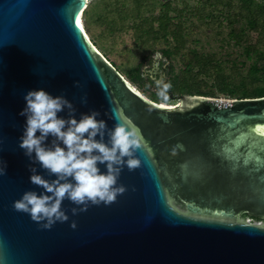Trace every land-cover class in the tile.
<instances>
[{"label":"water","instance_id":"1","mask_svg":"<svg viewBox=\"0 0 264 264\" xmlns=\"http://www.w3.org/2000/svg\"><path fill=\"white\" fill-rule=\"evenodd\" d=\"M87 1L0 0V264H264V221L242 218L264 219V96L177 94L158 107L77 23ZM41 89L72 102L77 120L95 110L112 129L121 117L143 138L116 202L73 215L66 199L70 219L51 229L13 208L44 191L19 147L24 96Z\"/></svg>","mask_w":264,"mask_h":264},{"label":"rangeland","instance_id":"2","mask_svg":"<svg viewBox=\"0 0 264 264\" xmlns=\"http://www.w3.org/2000/svg\"><path fill=\"white\" fill-rule=\"evenodd\" d=\"M142 1L138 6L136 0H89L82 12L83 22L98 50L142 93L156 101L157 92L150 79L140 85L132 80V75L140 71L151 73L164 60H167V76L176 95L199 92L226 99L239 98L240 90L230 97L219 90V85L223 80L235 86L240 84L257 56L255 52L248 53L246 45L255 44L264 53V32L250 29L246 19L237 20L240 16L237 0H232L231 7L226 3L228 0ZM166 11L171 17L170 28L159 31L153 16ZM151 23L153 28L147 33ZM179 23L184 44L177 50L179 44L173 29ZM233 27H246L240 42L231 36ZM163 50H168L170 55ZM156 52L164 59L154 60ZM263 83L254 81V84ZM177 101L172 98L168 104Z\"/></svg>","mask_w":264,"mask_h":264},{"label":"clouds","instance_id":"3","mask_svg":"<svg viewBox=\"0 0 264 264\" xmlns=\"http://www.w3.org/2000/svg\"><path fill=\"white\" fill-rule=\"evenodd\" d=\"M153 59L164 58L156 52ZM164 63L167 64V60ZM155 84L157 106L164 108L170 100L172 85L163 77L155 79ZM24 99L26 107L20 115L26 116V124L19 147L31 161L30 182L44 191H26L21 199L14 201V210L30 214L32 221L39 223L41 228L51 229L57 222L70 219L62 207L66 199L78 206L71 209L73 215L86 212L90 205L116 202L118 195L127 190L123 185L117 186L124 166L130 171L141 167V160L135 156L143 146L138 130L121 117L122 122L109 129L104 120L97 119L100 113L95 110L77 120L72 102L64 96L53 97L43 89L29 91ZM83 102H87L86 97ZM65 109L67 119L58 116ZM49 136L53 138L50 145L46 143ZM36 164L56 178L49 180L37 174L33 166ZM98 164L106 165V172H102ZM6 174L7 164L0 161V176ZM71 227H77L75 221Z\"/></svg>","mask_w":264,"mask_h":264},{"label":"trees","instance_id":"4","mask_svg":"<svg viewBox=\"0 0 264 264\" xmlns=\"http://www.w3.org/2000/svg\"><path fill=\"white\" fill-rule=\"evenodd\" d=\"M136 1L137 5L141 6L143 1ZM237 2L239 6V12L237 15H240L237 20H239V22H242V19H246L247 26L250 29H260V32H264V0H237ZM226 3L229 5V7L234 4L232 0H228ZM152 20L158 22L159 31H166L170 28L171 17L169 16L168 11L153 16ZM152 28L153 24L151 23L146 32L150 33ZM173 30V35L176 38L177 43L179 44L177 47L178 50L184 44L182 25L180 23L177 24ZM245 30L246 27H240L239 29H237V27H233L230 30V33L231 36L236 40V42H240L242 39V35L246 32ZM246 51L248 53L255 52L257 53V56L253 63L250 65L246 76L243 77L240 84L238 86H235L223 80L219 85V90L223 93L228 94L230 97L235 96L239 90L241 92L239 98L264 96V83L254 84V81L256 80L264 81V53L259 52V49L255 44H247ZM163 52H165L167 56L170 55V52L168 50H163ZM147 78H149V75L145 74L143 71L138 72V74L132 75V80L140 85H142V81L146 80ZM250 84L252 85L250 86ZM195 94L210 95L207 93L199 92ZM249 216L251 215H249L248 213H243L242 218H246Z\"/></svg>","mask_w":264,"mask_h":264},{"label":"flooded vegetation","instance_id":"5","mask_svg":"<svg viewBox=\"0 0 264 264\" xmlns=\"http://www.w3.org/2000/svg\"><path fill=\"white\" fill-rule=\"evenodd\" d=\"M167 70H168V67L165 63L162 65H159V72H165V76H164L165 82L170 83V80L167 76ZM148 75H149V79L152 82V85H153L155 91H157L155 79L159 78L160 73H156L155 70L153 69V71L151 73H148ZM153 77H155V79H153ZM173 95H176V94L173 92L172 88H170V90H169L170 100L172 99Z\"/></svg>","mask_w":264,"mask_h":264},{"label":"bare ground","instance_id":"6","mask_svg":"<svg viewBox=\"0 0 264 264\" xmlns=\"http://www.w3.org/2000/svg\"><path fill=\"white\" fill-rule=\"evenodd\" d=\"M88 3H89V0L87 1ZM82 12L83 11H79L77 14H78V21H79V25H80V27L84 30V32H85V34L87 35V37L91 40V38H90V36H89V34L87 33V30H86V28H85V25H84V22H83V15H82ZM92 41V40H91ZM97 48V47H96ZM98 49V48H97ZM170 104V103H169ZM169 104H167V105H169ZM171 105H173V104H171Z\"/></svg>","mask_w":264,"mask_h":264},{"label":"snow or ice","instance_id":"7","mask_svg":"<svg viewBox=\"0 0 264 264\" xmlns=\"http://www.w3.org/2000/svg\"><path fill=\"white\" fill-rule=\"evenodd\" d=\"M77 23H79V21H77ZM262 131H264V130H262Z\"/></svg>","mask_w":264,"mask_h":264}]
</instances>
